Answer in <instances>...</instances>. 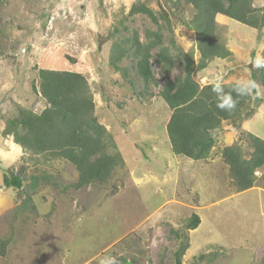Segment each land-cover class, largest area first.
<instances>
[{"label":"rangeland","instance_id":"1","mask_svg":"<svg viewBox=\"0 0 264 264\" xmlns=\"http://www.w3.org/2000/svg\"><path fill=\"white\" fill-rule=\"evenodd\" d=\"M134 3L170 21L162 36L164 46L175 43L171 79L183 73L180 52L193 54L197 63L195 34L182 25L193 9L182 0H0V130L17 105L36 113L46 106L31 90L39 69L75 72L86 79L94 115L107 130L112 127L124 159V169L108 184L63 192V185L77 177L70 164L32 156L17 146L13 151L2 143L0 154L8 162L0 157V238L10 242L0 264H101L106 257L116 264H172L175 242L170 231L192 214L199 216L200 225L189 231L190 247L181 264H264L263 171L256 174L258 187L236 192L220 155L226 144L244 145L241 133L262 136L264 89L253 86L251 112L238 128L225 124L223 132L214 134L211 163L176 156L165 130L170 112L157 95L163 82L154 64L157 50L151 60L156 85L145 87L130 59L119 65L127 69L126 77L108 66L112 45L133 32L145 42V32L163 24L159 20L155 25L142 14L127 16ZM253 7H264V0H253ZM216 24L217 38L233 56L195 73V78L202 86L218 82L249 87L250 74L260 68L253 61L262 59L264 28L257 31L223 16ZM118 123L122 128L117 129ZM23 162L27 176L61 180L58 188L42 185L33 196L35 216L15 220L9 213L10 226L5 212L18 203V196L3 187L2 176Z\"/></svg>","mask_w":264,"mask_h":264},{"label":"trees","instance_id":"2","mask_svg":"<svg viewBox=\"0 0 264 264\" xmlns=\"http://www.w3.org/2000/svg\"><path fill=\"white\" fill-rule=\"evenodd\" d=\"M182 1L193 9L191 19L183 21L182 25L195 34L199 54L197 63L194 62L193 54L180 52L183 73L171 79L175 68V57L171 50L176 49L175 43L170 40L169 47L164 46L162 36L164 29H170V21L165 15L156 17L146 5L134 3L127 16L142 14L155 25H159V20L163 24L158 26L157 31H146L145 42L140 41L137 32H133L121 44L112 45L108 66L114 73L126 77L127 69L119 65L122 60L130 59L133 70L145 87L156 85L151 62L152 51L156 49L154 64L159 67L163 77L157 95L170 112L165 130L171 151L176 156L205 162L216 144L214 133L221 129L222 123L227 122L238 128L242 118L251 112L253 86L264 89V67L252 71L249 87L237 83H219L222 93L213 91L216 83L202 86L195 78V73L204 71L218 60L233 56L217 38L218 16L261 31L264 28V7H253V0ZM261 55L264 61V49ZM36 81L37 85L35 81L31 82L32 93L44 100L46 106L36 113L17 105L15 115L4 118L2 137H11L14 144L32 156L70 164L77 177L75 181L63 185V192H78L92 185L108 184L117 171L124 169V159L116 146L112 127L107 130L94 115V102L86 79L75 72L39 69ZM129 84L132 85L131 80ZM221 103L225 105L224 108L218 107ZM117 126V129L121 127L119 123ZM239 138L244 145L226 144L220 154L228 168L232 187L236 192H244L258 184L255 172L264 165V136L257 137L244 132ZM51 178L46 174L27 176L25 162L16 170L12 168L4 171L3 187L12 189L18 196V203L5 215L11 216V213L15 220L20 216H24V220L30 215L35 216L37 208L33 196L37 195L39 188L42 185L58 188L60 176L52 178V181ZM260 180L264 182V174ZM13 217H8L10 226ZM199 225V216L192 214L180 228L171 229L175 242L172 264L182 263L190 247L189 231L197 229ZM9 242L10 238H0L1 259L7 256Z\"/></svg>","mask_w":264,"mask_h":264},{"label":"clouds","instance_id":"3","mask_svg":"<svg viewBox=\"0 0 264 264\" xmlns=\"http://www.w3.org/2000/svg\"><path fill=\"white\" fill-rule=\"evenodd\" d=\"M253 63H254V66H256V67H264V61L260 60L259 58H257L255 61H253ZM213 91L217 92V93H222L223 92V89L221 88V86H220V84L218 82L215 84V87L213 88ZM234 103L235 102L233 101V105L232 106H234ZM218 107L224 108L225 105L223 103H221V104H218ZM261 171H263L262 174H264V165H263L262 169H260V170L255 172V175L256 174H260ZM101 264H116V261L112 257H106L104 260L101 261Z\"/></svg>","mask_w":264,"mask_h":264},{"label":"crops","instance_id":"4","mask_svg":"<svg viewBox=\"0 0 264 264\" xmlns=\"http://www.w3.org/2000/svg\"><path fill=\"white\" fill-rule=\"evenodd\" d=\"M222 61V60H221ZM218 63V62H217ZM216 65V63L215 64H211L210 66H215ZM229 125L227 122H223L222 123V126H221V129L218 131V133L219 132H223V129H224V125ZM1 131L2 130H0V145L2 146V143H4L5 144V147H8V148H10L11 150H13V151H16V150H18V149H16V146L17 147H19L18 145H16V144H14L13 143V141H12V138L11 137H2V135H1ZM217 132H215L214 134H216ZM226 133V132H225ZM229 133H227V135H228ZM264 136V133L262 134V136H259V137H263ZM5 138H9L8 140L7 139H5ZM6 140V141H5ZM217 141V140H216ZM216 145H217V143L215 144V146L214 147H216ZM20 148V147H19ZM0 152H2V150H1V147H0ZM221 155V154H220ZM212 155H210V157H211ZM0 157L2 158L3 156L0 154ZM210 157H209V159L206 161V162H204V163H206V164H209V163H211L212 161L210 160ZM2 160L3 161H7V159L5 158V160L2 158ZM8 162V161H7ZM186 162V161H185ZM0 163H2V161L0 160Z\"/></svg>","mask_w":264,"mask_h":264}]
</instances>
